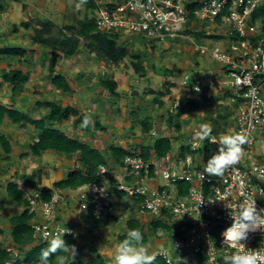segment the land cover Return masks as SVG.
I'll list each match as a JSON object with an SVG mask.
<instances>
[{
  "label": "built area",
  "instance_id": "built-area-1",
  "mask_svg": "<svg viewBox=\"0 0 264 264\" xmlns=\"http://www.w3.org/2000/svg\"><path fill=\"white\" fill-rule=\"evenodd\" d=\"M95 2L98 5L95 19L102 32L117 34L119 39L148 38L158 45L184 37L192 42L195 53L219 63L221 69L217 71L221 74L212 72L211 77H217L207 81L217 89L231 92L230 99L236 106V112L230 130L246 133L248 142L243 146L244 155L240 162L221 177L204 172L206 165L201 163L203 155L199 153L183 155L173 149L162 159L154 154L150 159L138 153L128 155L124 159L123 172L115 177V183H95L79 189L80 211L86 213L91 208L93 215L103 220L117 215L116 209L122 200L110 191L115 187L134 200L142 198L140 216H148L152 220L164 218L171 225L172 233L182 234L172 237L170 249L154 251L167 264H200V258H204L205 264H225V255L240 250L239 246L234 248L224 242L222 235L233 222L231 209L235 210L236 204L245 199H255L257 209H264V33L259 22L252 18L264 0ZM194 2H199V5L190 10L189 5ZM186 30L201 35L197 37ZM201 78L191 88L194 95L202 92L201 84L205 80ZM188 79L189 75H185L181 80L182 86ZM179 104V99L174 101L170 111ZM224 129L221 124L216 132L212 127L208 142L217 149L221 136L230 131L225 132ZM198 130L199 126L188 139L191 151L205 145L206 140L200 141L195 136ZM213 139L217 142L213 143ZM258 142L261 143L260 148L256 146ZM99 175L107 177L108 168L100 166ZM130 177L132 179L127 180ZM178 181L189 185L186 194L180 193ZM61 196L57 192L49 202H42L39 192L27 191L30 211H37L43 218L42 221L34 220L38 237L49 239L52 238L49 234L67 228L55 224ZM121 208L122 205L118 207L120 211ZM218 227L220 231L216 236ZM67 229L70 234L65 235L74 233L73 229ZM242 243L246 247L244 251H264V231L250 232ZM14 248L8 247V251L19 255L20 252H15ZM0 264H12V261H0Z\"/></svg>",
  "mask_w": 264,
  "mask_h": 264
},
{
  "label": "trees",
  "instance_id": "trees-1",
  "mask_svg": "<svg viewBox=\"0 0 264 264\" xmlns=\"http://www.w3.org/2000/svg\"><path fill=\"white\" fill-rule=\"evenodd\" d=\"M79 2V0H76ZM199 2H194L189 5L190 10H194L198 7ZM27 8V5H23ZM6 8L5 0H0V11H4ZM98 5L95 0H87L83 5V9L78 10L73 18H69V21L64 22L63 24H58L52 19L39 20L37 19L38 24L33 27L30 20H25L21 23V27L25 30H31L32 36L31 40L34 45H37L41 50H45L46 56L49 55V78L53 86L60 92L63 93H72L73 89L70 85L68 79L58 73L56 70L57 59H69L75 56L80 46L83 44V49L88 51L89 55L95 58L101 63H105L108 67L117 65L120 60L130 58V62L135 71L140 77H146L147 67L145 66L144 55L136 51H132L130 54L127 53V48L119 44V35L117 34H108L102 32L98 29V25L95 19L97 15ZM254 21H258L259 25L262 28V33H264V3L257 8L252 16ZM14 29L17 31L19 28L14 24ZM185 32L193 33L191 30H186ZM199 37L200 33H193ZM3 38L2 33H0V42ZM214 38H219L214 36ZM154 50V46L152 47ZM27 55V50L22 47H1L0 48V60L3 57H18L21 61ZM134 72V73H135ZM199 77H197L198 79ZM0 79H3L7 84H9L13 91L15 92L19 87L26 85L30 80V72H25L22 69L14 70H0ZM190 79V76H189ZM188 79V82H189ZM196 79V80H197ZM209 79V78H208ZM206 79L201 84L202 92L200 93V98H196L194 95L195 92L191 91V87L186 85L181 87L189 90L186 94H192L191 98L187 100H181L179 106L174 111H169L167 116V128L173 129L174 127L178 130H182V116L194 113L196 110L205 108V109H218L221 108L226 102V98L231 92L227 89V94H214L211 92V83ZM166 84L171 85V87L166 90H160L159 93L154 89H150L151 94H159L161 97L170 96L176 94L177 89L175 86L178 84L171 79L166 80ZM194 85V84H193ZM99 87L104 91H107L111 96L115 98L120 97L118 92V82L115 80L114 76L109 72L100 76ZM2 88V83L0 81V89ZM224 91V92H225ZM138 97L139 92H134ZM175 98L174 101H176ZM159 104L162 106L163 102L160 101ZM37 107L40 109H46L47 112L45 115L39 119H35L31 116L30 113L21 111L14 107H8L0 102V126L5 122L6 119H10L11 122L15 125H18L20 128H26L31 125L36 130L40 131L37 141L35 140L30 144L29 151L22 154L21 157H28L33 155L34 157H40L46 151H55L59 154L72 155L75 153L80 154V161L82 162L83 167L73 168L69 171L68 175L64 179L56 180L52 187H37L36 180L34 175H23L22 180L27 183L30 188L36 189L39 192V197L42 202H49L52 199V196L56 190H78L79 188L88 185V184H103L106 182L115 183L116 178L113 174L112 168L109 165V159H111L115 165L118 167L124 166V159L128 155H132L134 152L139 153L144 156L146 159H150L151 155L154 154L158 159L164 158L167 153L173 150V143L176 141V138H172L166 135H163L162 132L157 133L153 131L154 129H159L158 122L151 120V118H146L141 120V126L144 133L152 137L153 141L148 145L141 144L136 149L131 150L123 146H116V144H110V158H107L103 152L89 145L86 141L73 138L68 136L64 131L57 128L56 125L62 123L63 121L73 119L74 124H82L85 113H81L78 109L72 106H63L61 103L44 100L38 101L36 103ZM138 114L136 111L130 113V117L135 119ZM96 127L102 128L100 121L97 119L94 121ZM90 126V125H89ZM83 128V129H88ZM220 124L214 123V131L219 130ZM104 129V128H103ZM153 132H156L154 135ZM0 145L3 151L2 160L10 161L12 154V144L10 139L5 135H0ZM140 148L139 151L137 149ZM218 151L217 147L211 145L208 140L205 141L204 147L191 151L190 147L182 146V154L184 155L187 152H192L194 154H202L207 160ZM100 166H105L109 170V175L107 177H102L99 175ZM132 179V177L127 180ZM177 186H179L180 193L186 194L189 190V185L183 181H178ZM110 191L113 194L118 195L121 199H124L125 193L119 192L115 187L110 188ZM7 197L4 201L12 203L17 206H21L23 210L20 213H15L14 215L8 218V225L11 228L10 239L13 247L18 248L21 251L19 255L12 254L11 251H8V247H5L3 241L0 242V261L5 263L6 261H12V264H38L40 254L42 249L48 247V241L51 239H43L36 235V229L34 228L35 219L39 215L37 211H30L29 201L27 200V193L25 189L21 188L19 183L16 180H12L6 185ZM142 198L135 199L134 204H127L133 211L135 209H140V203ZM120 204H118V207ZM126 207V206H125ZM118 209V208H117ZM127 209V208H126ZM128 211V210H127ZM126 211V212H127ZM139 211V210H138ZM125 212V213H126ZM86 217L90 220L91 225L89 227L90 233H95L101 229H108L111 226L116 225L117 223H126L127 231L123 235H118V240L121 242L126 238L127 232L130 229L138 228L143 232L145 244L151 242L150 232L146 231L143 221L136 217H132L128 220L122 217V213L119 215L109 216L106 220L97 219L90 208L86 212ZM74 224H68L67 227L73 226ZM151 231L156 233L160 230L164 231L169 237H180L181 233H172L171 225L169 222L164 219L153 220L150 223ZM216 236L220 228L215 229ZM4 234V230L0 227V236ZM64 239L68 244H75L78 246V241L74 235H65ZM32 246L29 250L26 248ZM93 253H97L96 250L91 249ZM63 254V253H61ZM53 264H55V259L53 258ZM67 264H112L107 260L106 257L98 254L92 260L88 258H83L77 256L73 261L71 258L67 257ZM154 264H167L165 259L160 256L156 257ZM184 264V263H181ZM200 264H205L204 258H200Z\"/></svg>",
  "mask_w": 264,
  "mask_h": 264
},
{
  "label": "rangeland",
  "instance_id": "rangeland-1",
  "mask_svg": "<svg viewBox=\"0 0 264 264\" xmlns=\"http://www.w3.org/2000/svg\"><path fill=\"white\" fill-rule=\"evenodd\" d=\"M76 3H78L76 0H5L6 8L2 12L0 11V31L2 33H5L6 31L10 32L12 36L15 37V35H13L12 33L14 30L13 25L15 24L18 26L19 30L22 31L21 33L25 34V32L28 33L29 31V33L32 35L31 30H25L23 27L20 26L21 23L25 20H30L31 25L33 27H35L38 24L37 19L45 20L47 18L56 21L58 24H63L64 22L69 21V18H73L74 15L78 12V10L75 8ZM24 4L27 5V8L23 6ZM81 9H83V7ZM25 36H24L25 37L24 39L23 38L20 40L17 39L19 43H21V47L27 50V55L25 57V60L27 61L28 64L27 63L26 65L24 64L23 69H31V66H28V65H30V63L34 61V73H36L37 71L35 72V70L38 67H40L41 63L43 62V60L40 58V56L42 55V51L39 52L37 57H35L38 51L37 48L39 46L33 44L31 40V36H27V35ZM27 42L30 43V45ZM166 43H168V45H165L166 47H164V45L161 44V45L154 47V50H152V46L156 45L157 43L155 41H152L151 39L142 38V37H134V39H130V38L119 39V44L127 48L128 54H130L132 51H136L144 55L145 66L148 69L146 77H140L135 71H133L130 58L120 60L117 65H113L111 67H108L105 63H101V64L98 63L99 61L91 57L88 51H85L83 49V44L80 46V49L75 56L69 59H57L56 70L57 72H59L58 70L62 71L64 69L66 72L71 71V77H72L71 82L76 88L80 87L79 78L82 77L80 76L79 72H82L85 74H93V75L98 74L101 76L109 72L111 75L114 76V78L115 77L119 78L120 84H118L119 85L118 92L120 93V97L115 98L106 91L104 96L101 99H103L104 97H107L108 95L109 99L115 100L114 107L118 109L115 108L116 109L115 112L117 113H114V114L118 115L117 117H120L121 120L123 119L126 121L127 117L124 114L129 115L128 112L131 109H134V107L138 106V107H141L143 111H146L145 113L140 110L141 112L140 116L142 117H140L139 114L137 113L138 114L137 118L135 119L130 118V121L132 119V123L133 122L135 123L134 127H132L131 129L132 130L131 135L138 139L137 140L138 144L143 143L144 145H148L149 143L153 141V139L151 136L145 135L144 132L142 133L143 130L141 127V120H143V118H149V116L153 117V119L156 122H160L161 120L160 117H165L167 120L168 118L167 116H169L168 112L170 111V108L172 105L171 102L164 103V101H162V97L159 94H155L153 96L150 95L151 94L150 89H154L156 92L159 93L160 90H166L167 88L171 87V85L166 84L167 79H171V81L174 80L175 83L178 84L177 86H175V89H177L176 93L177 95H179L176 98L179 99L180 101L181 100L184 101V100L191 98V96H194L192 94L191 95L184 94L180 96L179 94V88H181L180 83L185 75L190 76L188 86L191 87L193 86V84H195L197 77H202L201 79L203 80H206L208 78H211L212 80H214L217 76L211 77L212 72H216L219 75L221 74V72L217 71L218 69H221V65L213 61L212 59H210V57L208 56L202 57L198 55L197 53H195V51L193 50L194 47L192 48L193 44L190 40L184 37H178L176 38L175 41L168 40L165 42V44ZM44 59H46V64H47L45 67L48 68L49 59H50L49 55H47ZM3 66L5 65L3 64L0 67H3ZM47 71L49 70L47 69ZM1 82L3 84L2 79H1ZM97 82L99 81L97 80ZM210 85H211L210 87L211 92H213L214 94L221 93L222 95V94L228 93L225 90L224 92L223 90L217 89L212 84ZM28 86L29 87L24 85V86L19 87L15 91L13 99L6 98V99H9L10 102L14 103L15 105L14 108L17 107L22 110L28 107L30 108V106L32 107L35 105L34 104V89H33L34 81L29 83ZM2 91L3 92H0V96H2L3 98L9 95V93H6L4 89ZM136 91L139 92V95H140L139 98L134 94V92ZM49 93L52 94V92H49ZM144 94L150 95L151 99H149V102L146 101V98H144L145 96L143 97ZM60 95L61 94H58V96L47 95V96H39V97H40V100L42 99L41 101L52 100V101L59 102L61 100ZM195 97L200 98L201 96L200 94H198ZM230 98L228 95L226 98V102L221 108H218V109L202 108V109L196 110L192 116L190 114L189 115L190 118L186 116L187 114L183 115L182 118L184 119L187 117V119L190 122L188 129L186 127L185 128L183 127L184 130H182V132L178 131L177 129L174 130L173 132L171 131L167 132V135H170L172 133L181 134L178 137L179 139L174 141L173 143L174 151H177V153L178 152L182 153L181 152L182 146L183 147L186 146V148L189 147L188 139L191 133L193 132V130L195 128H198V126L201 125L199 123L200 120H201V123L203 121V123H208L212 127L214 123L221 124L225 128L224 129L225 132L229 131L231 129V122L234 123L233 118L236 112V106L231 102ZM144 99L146 101V104H145ZM160 101L163 102L162 106L159 105ZM165 105H166V108H163L165 107ZM104 106L107 107L108 103L104 104ZM112 111L108 110V112H112ZM162 113L164 115H162ZM10 125L4 130V132L7 135H13V137L16 138V136L19 137L22 134L18 139L15 140L17 142L12 144L13 147L15 146L16 148L15 155L13 157L14 160L16 161L19 158L22 159L21 157L22 154L29 151V147H27V149H24L26 147L24 143H26L25 141H27L28 138L32 137L33 135L31 132H29V130H26L20 127L18 128L12 127ZM163 125H166L165 127H167V124L165 122H163ZM112 129H114L113 126H111L110 130L112 131ZM163 129L164 128L154 129V131L159 133V132H163ZM116 132L117 130L115 131V133ZM119 139H120L119 141H122V138H119ZM114 141H117V139ZM30 142L31 143H29V145L34 142V139H31ZM256 146L260 148L261 143L258 142ZM139 150L140 148L137 149V151ZM58 155H61V154L56 153L55 151L49 152L47 153L45 160L50 161L51 165L54 166L56 163L55 161L58 158ZM39 160H42V159H39ZM34 161L35 160H33V163H35ZM200 161L204 165H206L207 163V159L204 157ZM29 162L30 164H32V161H29ZM32 175H34L36 182H39V179L41 178L40 174L39 173L36 174L35 172V173H32ZM65 177H67V173L65 174ZM60 179L62 178H58L57 180H60ZM3 185H1L0 187V218H1L0 225H1V228L5 232L2 236H0V242L3 241L5 243V247H9L13 249L12 243L10 240V235H9L11 232V228L7 224L8 223L7 220L10 216L14 215L15 213H20V211H22L23 208L21 206H17L12 203H9L7 201H3L6 195L5 190H6L7 183L6 184L4 183ZM73 195L77 198L75 202V205H76V203L79 202L78 201L79 199L77 197V191L72 193L71 196ZM130 199L131 198H129V200L123 199V204H120L123 207L121 209V212L125 220H128L129 218H132V217L140 218V212L138 211L139 209L137 208L135 209V211H133L134 207L131 208L129 205H127V204H131L132 201ZM118 211L119 210L116 209L117 213ZM37 221H42V220L38 219ZM143 221H144L143 223L145 225L146 231L150 232V236H151V242L148 244L151 246L150 251H155L158 249H170L171 244H172V237L170 236L169 238V236L165 234V232L162 230L156 233L152 232L151 226H150L151 219L148 216H146L143 219ZM4 224H7V225H4ZM114 226H112V229L110 228L111 230L105 229V233L102 238L103 239L102 243L104 244V246L101 247L103 248V250L98 249L101 252L100 253L98 251V253L106 257L107 260L111 263L113 262V256L115 254L116 246L120 243L118 240V235H123L127 231V229L126 230L122 229L118 225H116L115 227ZM87 232H89V229L84 230L83 228L81 233L86 234ZM77 237H78V233H77ZM80 242L82 243V241ZM87 246L88 245H86V252L88 250L87 253H90V255L91 254L95 255V253L91 251L92 248L91 247L89 248ZM31 247L32 246L26 248V250H29ZM93 247L95 249L98 248L96 245H93ZM14 249H15L14 250L15 252L21 253V251L17 250L16 247Z\"/></svg>",
  "mask_w": 264,
  "mask_h": 264
},
{
  "label": "crops",
  "instance_id": "crops-1",
  "mask_svg": "<svg viewBox=\"0 0 264 264\" xmlns=\"http://www.w3.org/2000/svg\"><path fill=\"white\" fill-rule=\"evenodd\" d=\"M21 32L22 31L19 29L17 31L14 29L12 33H13V35H15V37H13L10 32L6 31L5 33H2L0 31V33H2V35H3V38L1 39V42H0V48L4 47V46L11 47V48L21 47V43H19L18 40H20L22 38L24 39L26 37L25 35L32 36L29 33V31H28V33L25 32V34L21 33ZM28 44L30 45V43H28ZM165 45H168V43H166ZM165 45H164V47H166ZM156 46H158V44L154 45V47H156ZM37 49H38V51H37L35 57H37L39 52L42 51V55L40 56V58L43 60V62L41 63V66H40L41 68L38 67L35 70V72L37 71L36 73H34V61L33 60H32L33 62L30 63V65H28V66H31V69H23L24 64L26 65V63H27L25 58H23L20 61L18 57H14V56L13 57H7V56H5V57H3V59L0 60V66L3 64L5 65L3 67H0V70L10 71V70H14V69H22L25 72H27V71L30 72V80L26 84L27 87H29L28 86L29 83L34 81V88L33 89H34V104L35 105L32 107L30 106V108L28 107V108L22 109V110L20 108H17V107H15V108H17L21 111L30 113L33 118L39 119V118L43 117L45 115V113L47 112L46 109H40L37 107L36 103L38 101L42 100V99L40 100L39 96H47V95L58 96V94H61L62 96L60 95L61 100L59 101V103H61L63 106H72V107L78 109L81 113H85L88 116H90L91 121H92L90 123V126L88 129H83L81 127V124L80 125L74 124V118L57 124L56 127L61 129L62 131H64L68 136L86 141L89 145L100 149L107 158H110V151H109L110 144L114 143V144H116V146H123V147L127 148L128 150L129 149L134 150L137 148L138 145L141 146V144H143V143L138 144L137 143L138 139L131 135V133H132L131 129H132V127H134L135 123L134 122L132 123V119L130 121V118H131L130 113H132V111H136L140 116V114H141L140 110L143 111L141 107H138V106H137L138 108L134 107V109H131L128 112L129 115L124 114L127 117L126 121L123 119L121 120L120 117H117L118 115L114 114V113H117V112H115V110L118 109V108L114 107L115 106L114 105L115 100L109 99L108 95H107L108 98L104 97L103 99H101L104 96L106 91H104L102 88L99 87V82H97V80L99 81L101 75H98V74L93 75V74H85V73L79 72L80 76H82V77L79 78L80 87L76 88L73 85V83L71 82V78H72L71 77V71L66 72L65 69L62 71L58 70L59 71L58 73H61L62 75H64L68 79L72 89L74 90L72 93L59 92L53 86L51 79L49 78V71H47L48 68L45 67L47 65L46 59H44L46 57V53H45L46 51L41 50L40 47H38ZM32 54H34V53H32ZM30 57H31V55H30ZM30 57H29V59H30ZM35 59H37V58H35ZM44 61H45V63H44ZM98 63L101 64V62H98ZM115 74H116V72H115ZM33 75H34V77H33ZM115 79L118 82V84H120L119 78L115 77ZM0 81H1V79H0ZM2 81H3V84H2V88L0 89V92H3L2 90L4 89L6 93H9V95H7L5 98L0 96V102L4 105L8 106V107H14L15 106L14 103L10 102V100L6 99V98H12L13 99L15 92L12 90L13 88L9 84H7L3 79H2ZM49 92H52V94H50ZM188 92H189V90H186L182 87L179 88L180 96L184 95ZM150 95L153 96L155 94H150ZM150 95L144 94L143 97L145 96L144 98H146V101L149 102V99H151ZM172 96H173V98H171L170 96H164V97H162V101H164V103L171 102L173 104L175 98L178 97L179 95H177V93H176L175 95L173 94ZM139 97H140V95L138 96V98ZM144 101H145V99H144ZM146 101H145V104H146ZM107 103H108V106L105 107L104 104H107ZM163 108H166V105ZM108 110H111V111L113 110V111L108 112ZM170 110H171V108H170ZM143 112L146 113V111H143ZM162 115H164V114L162 113ZM189 115L190 114H188L186 116L188 118H190ZM192 115H193V113L191 114V116ZM140 117H142V116H140ZM187 117L184 119L181 118L182 119V130H184L183 127L184 128L186 127L188 129V126L190 124ZM149 118H151L152 121L154 120L153 117H151V116H149ZM160 118H161V120H160V122H158V127H159V129L160 128L165 129V130L163 129L162 134L169 136V137H172V138H176V140H178L179 139L178 137L181 134H179V133L178 134H174V133L170 134L169 133L170 135H167V132H169V131L173 132L174 130H176V128L174 127L173 129H168L167 127H165L166 125H163V122H165L167 124L166 118L165 117H160ZM97 119L100 121L102 128L96 127L94 125V121ZM143 119H146V118H143ZM109 122L111 123V125ZM199 123L204 124L203 121L201 123V120ZM9 125L12 127H16V128L19 127L18 125L13 124L10 119H6L5 122L0 126V133H2L0 135L5 134V136H7L10 139L11 144H13V143L17 142L15 140L18 139L22 134L19 137L16 136V138L13 137V135H7L4 132V130ZM111 126L114 127V129H112V131L110 130ZM23 129L29 130V132H31L33 135L32 137L28 138L27 141H25L26 143H24V145L26 146L24 149H27L29 143H31L30 142L31 139H34V141L35 140L37 141V137H38L40 131L36 130L31 125L27 126L26 128H23ZM116 130H117V132L115 133ZM142 130H143V128H142ZM182 130H181V132H182ZM122 131H124V132H122ZM143 132L144 131H142V133ZM144 134L149 136L146 133H144ZM119 138H122V141H119L120 140ZM116 139H117V141H114ZM116 142H118V143H116ZM15 151H16V148H15V146L13 147V145H12L11 160L10 161H4V160H2L3 151H2V148L0 145V187L4 183L6 184L12 180H16L19 183V185L21 186V188H23L25 190H28V189L29 190H37V188L36 189L30 188L27 185V183L22 180L23 175H30V174L32 175V173L36 172V174L39 173L41 176V178L39 179V182H36L37 187H48V188H50L53 186L54 182L58 178H62V179L66 178L65 174L67 173V175H68L69 171H71L73 168H76V167L82 168L83 167L82 162L80 161V154L79 153H75L72 155H64V154L58 155V158L55 161L56 162L55 165L52 166L50 161H48V160L46 161L45 158H46L47 153L54 152V151H46L40 157H34L32 155H30L28 157H22V159L19 158L16 161L13 158L15 155ZM39 159H42V160H39ZM33 160H35L34 161L35 163H33ZM29 161H32V164H30ZM109 165L112 168V171H113V174L115 177H117L118 174H120L122 172V169L120 167H118L117 165H115V163L111 159H109ZM72 193H74V190H62L61 191L62 200L60 203L61 205H59L60 207L57 208L56 224L62 225V226H68V224H74L73 226H69V228H73L76 231V238L78 241V246H77L78 255L77 256H81L83 258L89 257V260H92L96 255L101 253L98 249L103 250V248H101V247L104 246V244L102 243V241H103L102 238H103V235L105 233V229H101L99 231H96L95 233H89V232H87L86 234L81 233L83 228H84V230L89 229L91 222H90V220L87 219L86 214H84L80 211V209H79V203L80 202H77L75 205L77 198L74 195L71 196ZM5 194H6L5 195V198H6L7 197L6 190H5ZM38 219L43 220V218L40 215H38L35 220H38ZM140 219H142V218H140ZM0 220H1V218H0ZM5 223H7V222H5ZM7 224H4V225H7ZM116 225L120 226V228H122V229H125V230L127 229L126 223L122 222V223H117ZM0 227H1V225H0ZM110 228L112 229V226L109 227L108 229H110ZM77 233H78V237H77ZM80 241H82V243ZM86 245H88L87 247H89V248L91 247L92 249L96 250L97 253H95V255H92V254L90 255V253H87L88 250L86 252ZM93 245H96L98 248L95 249L93 247ZM98 251L100 253H98ZM100 255H102V254H100ZM69 258H71V257L69 256ZM112 264H114V262H112Z\"/></svg>",
  "mask_w": 264,
  "mask_h": 264
},
{
  "label": "clouds",
  "instance_id": "clouds-1",
  "mask_svg": "<svg viewBox=\"0 0 264 264\" xmlns=\"http://www.w3.org/2000/svg\"><path fill=\"white\" fill-rule=\"evenodd\" d=\"M86 2L87 0H79V2L76 3L75 8L77 10H80ZM195 90L199 91V88H196ZM91 122H92L91 117L85 115L81 127L87 128ZM211 134H212V126L208 123H204L199 126V130L196 132L195 136L198 140L204 141V140H208L209 137H211ZM212 142L215 143L217 141L213 139ZM247 142H248L247 134L244 132H237L235 129H232L228 133L222 135L220 140L218 141L219 144L218 151L207 160L204 172H206L209 175H213L217 177L223 176L224 173L230 167H233L240 162V160L244 155L243 146ZM193 146L198 147L199 145H193ZM123 168L124 166L121 167L122 170ZM79 189L74 190V192L77 191V197H78ZM25 191L27 193V190ZM30 191H36V190L28 189V192ZM61 191L62 190H56L54 194L57 192L61 193ZM129 198L130 197L125 193L124 199L129 200ZM61 200H62V196H61ZM121 200L123 204V199ZM130 200L132 201L131 204H134L135 200L132 198ZM79 209H80V204H79ZM120 213L122 212L119 210L118 214ZM56 214H57V210H56ZM230 215L232 217L233 222L231 226L228 227L222 234L224 237V242L230 243L231 246L234 248L239 246L240 250L225 255L224 257L225 264H264V251H261L259 249L257 250L248 249L247 251H244L243 249L246 247L242 243V241L248 239L250 232H256L258 230L264 231V209H257L255 199H245L244 202L236 204L235 210L231 209ZM140 218L138 219L143 221L145 217L143 215L140 216ZM56 220H55V224H56ZM151 221L153 220L151 219ZM67 228L63 230H57L55 234H49L52 236V238L48 241V247L42 249L38 264H53V258L55 259V264H67V257L69 256L72 258V261L75 259V257L78 255V250L76 245L68 244L64 239L66 233L70 234V230ZM72 235L76 236L75 230ZM150 248H151L150 245L145 244L143 232L140 229L138 228L130 229L127 232L126 238L123 239L116 246L115 254L113 256V262L114 264H154L158 253L154 251H150Z\"/></svg>",
  "mask_w": 264,
  "mask_h": 264
}]
</instances>
